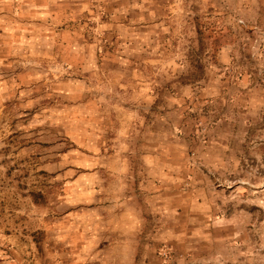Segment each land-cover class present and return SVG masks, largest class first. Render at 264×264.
I'll return each instance as SVG.
<instances>
[{
	"label": "rangeland",
	"instance_id": "rangeland-1",
	"mask_svg": "<svg viewBox=\"0 0 264 264\" xmlns=\"http://www.w3.org/2000/svg\"><path fill=\"white\" fill-rule=\"evenodd\" d=\"M224 52L232 63L216 66ZM212 65L228 86L246 77L264 88V0H0V264L107 260L110 249L41 213L87 168L95 146L72 139L79 124L105 135L98 151L135 152V139L106 136L105 122L123 115L135 129L133 110L111 111L120 88L129 107L144 105L145 131L160 134L159 144L144 139L145 172L146 157L159 156L161 200L144 202L134 264H264V107L207 105L201 80ZM228 112L236 122L216 128ZM193 170L221 217L208 250L175 189Z\"/></svg>",
	"mask_w": 264,
	"mask_h": 264
},
{
	"label": "crops",
	"instance_id": "crops-1",
	"mask_svg": "<svg viewBox=\"0 0 264 264\" xmlns=\"http://www.w3.org/2000/svg\"><path fill=\"white\" fill-rule=\"evenodd\" d=\"M215 65L232 63L231 57L226 52L217 56L213 62ZM207 69L206 76L201 80V97L207 105L227 104V107L234 110L236 106L245 107L243 110L252 111L255 108L264 107V88L256 89L246 77L228 86L223 76L215 71V67ZM125 87V86H123ZM233 88V90H232ZM187 90L186 87H181ZM192 89V88H191ZM233 92V93H232ZM120 98L118 102L110 103L111 111L125 114L133 110L137 116L131 124L135 125L134 130H129L127 116L123 115L119 121H106L108 130L107 140H119L120 145L135 139V152L130 149H120L119 151H106L102 153L97 150L101 144L102 137L97 131L87 134L85 126L79 124L73 132L72 139L83 147L86 138L89 136L91 146H95L94 151L88 156L86 170L81 168L77 173V184L72 185L71 190H64L57 199L55 209L45 208L41 213L42 217L62 221L63 224H71L77 229L75 239L99 242L97 247L104 250L110 249V254L103 252L107 256L104 264H134L138 257V248L144 232V202L151 204L159 203L160 186L155 183L158 175L153 170L154 160L158 161L159 156L146 157L151 171L144 170L145 156L143 153L144 139L151 137L159 144V130L151 127L145 131L142 120V103L136 102L134 106H128L126 91L119 89ZM122 94L124 95L122 97ZM96 106V105H95ZM224 108V106H222ZM150 108V107H148ZM151 108H153L151 106ZM223 108H220L223 111ZM231 109V110H232ZM156 116V120H158ZM236 122V118L231 112L224 113L216 120V128H229ZM154 123V122H153ZM98 126L96 125L95 129ZM104 128V126H103ZM106 130V131H107ZM227 138L217 137L214 145H225ZM152 142V141H151ZM102 143H106L105 140ZM84 154V152H83ZM153 170V171H152ZM149 177V183L144 182V177ZM198 172L191 171L188 185L185 187H175L176 192L183 193L182 205L187 209L186 220L189 225L199 224L204 236L199 238V247L208 250L212 241L210 235L221 222L220 215L213 211L215 202L209 200L206 192L210 191V186L197 184ZM165 189H169L166 187ZM156 206V204H155ZM200 210V212L198 211ZM197 219H200L199 222ZM75 235V236H76ZM196 238L189 236L190 244L186 246L189 250L196 252V245L192 243ZM100 242H103L102 244ZM122 249H126L125 252ZM28 250H26L27 252ZM101 256V255H99ZM4 257L3 249H0V258Z\"/></svg>",
	"mask_w": 264,
	"mask_h": 264
}]
</instances>
